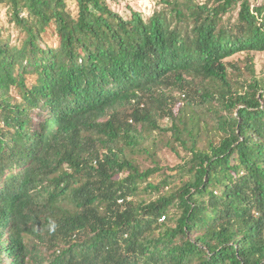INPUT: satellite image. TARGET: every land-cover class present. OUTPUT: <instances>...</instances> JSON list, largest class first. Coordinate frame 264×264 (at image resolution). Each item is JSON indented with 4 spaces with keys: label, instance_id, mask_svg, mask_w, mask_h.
<instances>
[{
    "label": "trees",
    "instance_id": "obj_1",
    "mask_svg": "<svg viewBox=\"0 0 264 264\" xmlns=\"http://www.w3.org/2000/svg\"><path fill=\"white\" fill-rule=\"evenodd\" d=\"M110 1L0 0V264H264V5Z\"/></svg>",
    "mask_w": 264,
    "mask_h": 264
},
{
    "label": "rangeland",
    "instance_id": "obj_2",
    "mask_svg": "<svg viewBox=\"0 0 264 264\" xmlns=\"http://www.w3.org/2000/svg\"><path fill=\"white\" fill-rule=\"evenodd\" d=\"M159 1L160 0H111L110 6L124 18H129L131 11H136L141 13L143 18L147 19L160 9L161 6ZM250 2L252 7L264 5V0H250ZM233 14V18H236V12ZM0 27H4L5 29L10 28L13 43L18 40L16 31L12 26L7 24L6 13L3 7H0ZM226 68L233 87L239 90L241 85L248 84L252 82L253 79H264V53H237L227 59ZM178 93L177 90L170 91V95L174 98L178 97ZM178 102H181V100H178ZM160 125L165 128L170 126V122L165 120L162 121ZM142 137L144 139V147L150 148L152 141L156 142L158 145L157 156L154 157V162L145 155L136 157L137 161L142 165V169H145L144 167H153L157 163L162 167H173L179 162L176 156L166 149L167 147L165 146L166 142L171 141L170 134H153L152 136L142 134Z\"/></svg>",
    "mask_w": 264,
    "mask_h": 264
}]
</instances>
